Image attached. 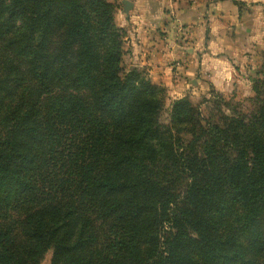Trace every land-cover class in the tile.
Segmentation results:
<instances>
[{"label":"trees","instance_id":"obj_1","mask_svg":"<svg viewBox=\"0 0 264 264\" xmlns=\"http://www.w3.org/2000/svg\"><path fill=\"white\" fill-rule=\"evenodd\" d=\"M111 3L0 0V264H264V70L163 123Z\"/></svg>","mask_w":264,"mask_h":264},{"label":"crops","instance_id":"obj_2","mask_svg":"<svg viewBox=\"0 0 264 264\" xmlns=\"http://www.w3.org/2000/svg\"><path fill=\"white\" fill-rule=\"evenodd\" d=\"M122 1L131 6L124 25L131 67L174 100L231 92L239 73L258 63L264 0Z\"/></svg>","mask_w":264,"mask_h":264},{"label":"rangeland","instance_id":"obj_3","mask_svg":"<svg viewBox=\"0 0 264 264\" xmlns=\"http://www.w3.org/2000/svg\"><path fill=\"white\" fill-rule=\"evenodd\" d=\"M110 2H112L114 4L113 6H115V12H114L115 26L117 27V29L125 33V36L122 39L123 50L125 52V55L122 59V63H123L125 70H127L128 72L137 70V71L146 73V71L144 70L142 71V70H138V69L131 67L132 63L130 62V59L128 57L129 55L128 33H127V29L124 28L126 14L124 12L125 6L123 4V1L122 0H110ZM160 35L163 36L162 34ZM262 47H263L262 52L258 53V56L260 57L258 59V63L257 64L251 63L252 65L248 64V66H246L244 70L239 73L240 75V77L238 78L239 82L237 85H235V88L231 92L221 94L216 91L211 92L210 90L208 94H205V95H203L202 93H196V94H187L185 96V97H189L191 101L194 103V105L200 108L203 118H208L211 116V114L216 113V110L214 109V102L217 99H214V98L218 94L220 95V98H222V101L220 100V102L222 103L221 109L225 115H228V116L232 115L231 112L236 111L234 109L243 110L245 112L252 110L253 104L251 102V98L254 97V92L252 91L253 80H255L258 77L257 75L259 72H262L264 70V39H263ZM176 100H179V99H176ZM205 100H207L208 103H206ZM174 101L175 100L173 99V97L169 96L167 92L165 109L161 117V120L163 123L169 122V112L171 110V105L173 104ZM218 102H219V99H218ZM226 224L228 226H231L230 222H227V220H226ZM239 241L242 245L246 244V240L244 237L241 238ZM104 243L105 242H101L100 247L104 246ZM51 258H52V251L48 252L45 255L44 260L41 264H50Z\"/></svg>","mask_w":264,"mask_h":264},{"label":"water","instance_id":"obj_4","mask_svg":"<svg viewBox=\"0 0 264 264\" xmlns=\"http://www.w3.org/2000/svg\"><path fill=\"white\" fill-rule=\"evenodd\" d=\"M123 4H124V6H125V8H124V12H125V14H128L129 11L131 10V6H129V3L126 2V1H124Z\"/></svg>","mask_w":264,"mask_h":264}]
</instances>
